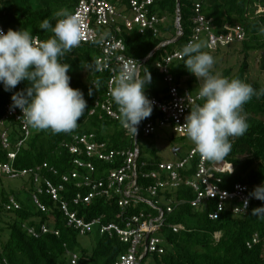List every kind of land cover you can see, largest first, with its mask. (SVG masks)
Segmentation results:
<instances>
[{
  "label": "trees",
  "instance_id": "trees-1",
  "mask_svg": "<svg viewBox=\"0 0 264 264\" xmlns=\"http://www.w3.org/2000/svg\"><path fill=\"white\" fill-rule=\"evenodd\" d=\"M81 1L0 0V24L6 31L21 28L28 30L35 38L43 41L50 38L53 33L41 30V22L48 19L54 25L58 18H63L56 17V13L61 10L73 13ZM110 2L123 14L130 10V0H110ZM197 3L203 5L202 12L211 21L215 34L229 35L238 27L244 29V40L240 43L235 42L241 45L239 52H235L242 57L241 64L236 72L232 67L222 69L221 75L228 78H240L250 83L256 90L264 88V83L253 79L251 73L253 71L252 57L260 53L261 73L264 74V35L261 34V29H264V14H258L257 11L259 7H264V0H181L180 9L178 0H158L152 6L151 13L164 20L157 26L160 35L155 36L152 31L143 35L138 30H127L122 21L118 23V27L122 29L119 37L124 41L128 58L142 64L159 49L150 61L143 64L139 74L141 78L147 72L151 74L152 80L146 88V95L152 101L154 99L160 102L169 100L170 87L165 82V75L157 68V64L176 52L182 53L183 47L194 41L196 31L194 11ZM178 13H180L183 37H179ZM114 30L115 26L109 31ZM204 38L207 43V36L205 35ZM202 41L203 37L198 42ZM168 42L172 43L163 47V44ZM231 45L213 50L207 43V50L216 59L230 55L223 50ZM102 56L103 52L99 45L84 44L62 58L70 65L68 74L71 77V87L80 89L84 93L87 101L85 114L78 120V126L69 133L56 134L51 130H36L30 127V137L19 151L17 144L24 140V136L16 122L12 120L6 127L1 126L6 115V106L12 104L13 92L27 87V82H21L13 92L4 91L3 85L0 84V164H12L13 168L19 171L38 172L41 178L40 184H37L35 177L31 176L17 179L26 181L23 190L30 192L27 199H21L20 191L13 190L3 191L0 196V264H72V255H77L79 264H116L118 258L128 253L129 245L122 243L116 236L101 234L99 227L84 236L90 237L94 233L97 236L93 251L83 249L80 239L84 237L78 230L68 226L67 219L60 211L59 203L55 204L45 190L44 180L51 181L55 186L64 184L63 178L71 176L78 170L75 165L76 159H85L73 156L64 147L72 142L73 136L94 135L97 143L108 145L109 151L124 152L133 150L135 147L134 140L127 136V131L124 130L121 122L109 119L101 107L95 106L98 101L106 100L112 76L110 72L101 73L98 70V60ZM185 60L186 57L183 60L174 61L170 68V74L175 78L174 84L181 93L189 91L183 88L190 89L197 82L195 76L184 67ZM220 63H215L216 69L220 68ZM97 81L99 85L96 84ZM90 90L91 95H89ZM192 94L198 95V93ZM202 103L201 99L196 104ZM242 114L249 125L247 132L243 136L230 138L232 145L230 153L222 160H210L209 164L221 161L233 165V173L217 175L222 179L220 187L223 191L233 193L236 186L242 185L250 194L256 186L264 184V96L259 98L254 96L243 106ZM161 117V112L154 107L152 115L143 121L145 123L161 119ZM6 130L9 133L12 150L18 151L17 159L13 162L8 158L9 150L4 149L2 144L1 137ZM154 135L144 133L139 135L138 146L142 154L139 161L141 174L151 175L159 171L158 165L166 163L160 157L159 149L152 150V159L143 157L140 139L142 136L154 138ZM181 157L177 154L175 161ZM199 161L200 158H197L189 164L190 167L188 166L180 173L181 177L185 180L192 178ZM94 163L96 167L108 171L121 166L123 159H116L106 166L99 161ZM143 164L146 166L142 167ZM3 178L11 179L1 174L0 179ZM140 182L143 187L155 183L153 179ZM64 186L65 191L61 193L62 200L64 199L70 205L71 211H77L79 218H85L87 222L103 218V225L108 226L117 222V216L123 212L116 200L107 202L97 199L90 207L75 206L71 202L72 197L77 193H84L85 190L78 189L75 181L66 183ZM39 189L44 190L42 195ZM195 195L191 188L184 185L175 193L160 195L166 200H171L174 209L172 214L167 213L160 233L165 241L166 252L164 255H149L141 264H145L150 256H153V264H264V216L252 215L253 209L264 206V201L256 202L252 199L250 207L241 214H235L232 210L238 204L237 202L226 201L224 202L225 211L219 213L217 220H212L210 216L217 214L220 199H212L204 202L201 208H195L192 205V201L197 198ZM35 196H38L49 209L48 213L44 214L38 210L34 204ZM12 199L21 204L20 210L7 209ZM183 201L185 203L181 204ZM142 210L148 212L149 207L142 205L139 209L131 208L130 214L135 215ZM152 213L157 216L154 211ZM42 225H47L53 232L42 235L38 239L29 234V228H35L40 232ZM175 227L180 229L178 233L174 232ZM55 231L59 235H56Z\"/></svg>",
  "mask_w": 264,
  "mask_h": 264
},
{
  "label": "built area",
  "instance_id": "built-area-1",
  "mask_svg": "<svg viewBox=\"0 0 264 264\" xmlns=\"http://www.w3.org/2000/svg\"><path fill=\"white\" fill-rule=\"evenodd\" d=\"M158 0H130V10L126 14L119 11L110 0H82L73 12L81 18L84 34L80 45L97 44L103 52V56L98 60V70L101 73L110 72L111 79L106 100L97 102V107H101L107 114L109 119L120 122L121 115L119 107L116 105L110 95V89L114 86L116 78L122 71H134L140 77L142 64L137 60L126 56V46L123 39L119 37L122 29L118 27L119 21L126 26L129 31L138 30L141 34H146L148 31L154 32L155 36L160 35L157 28L164 20L157 15L151 13L152 6ZM203 5L197 3L195 6L196 31L194 41L198 42L205 35L208 38L209 48L217 50L219 47H226L235 42H242L245 38V32L242 27H238L234 33L229 35H217L214 33L211 21L203 14ZM258 14H264V7H259ZM178 18L179 37H183V32L180 26V13ZM114 31H109L114 28ZM0 29L7 31L0 24ZM103 36V44H98L96 41ZM41 41L39 38H36ZM172 42L164 43L163 47ZM79 45V46H80ZM181 52H176L168 56L164 61L157 64V68L165 75V82L170 87V98L167 102H160L154 99V107L158 109L162 117L152 121H142L138 126V131L135 134L127 131V136L131 137L135 142L133 150L129 151H109V147L105 143H97L96 137L93 135H76L73 140L67 143L64 147L76 157H84L85 159H76L75 165L78 170L72 173L71 176H65L63 183H71L75 181L78 189H84L85 192L77 193L72 197L71 202L75 206L85 205L90 207L97 199L108 201L116 200L120 208L123 209L117 216V222L103 225V218L95 219L92 222H87L85 218H79L77 211H71L70 205L62 200L61 193L65 191L64 184L55 186L51 181L44 180L47 195L60 205V211L63 212L67 219L68 226L79 231L82 237L92 233L96 227L100 228L101 234H109L116 236L122 243L130 246L128 253L122 255L116 264H141L149 255H164L166 252L165 241L160 233L163 229L165 217L172 214L173 202L166 200L161 194H172L177 192L183 185L191 188L195 192L196 200L192 201L195 208H201L204 202L219 198L220 204L217 214H212L210 218L217 220L220 212H224V202L232 201L238 204L233 207L235 214L245 213L250 207V201L253 199L256 202L260 200L251 197L248 189L242 185L235 188V192L223 191L220 187L222 179L218 174L233 173L234 167L229 163L216 162L209 164L210 160L201 157L195 147H191L187 154H182L180 149L179 155L182 156L175 162L162 163L159 166V171L151 175L141 174L139 171V161L141 158V150L138 146V139L141 133L146 135H154L162 131H169L172 135L181 138H187L183 125L186 122V116L190 114L191 108L198 103L201 98L199 95H193L190 91L184 93L175 86V78L170 74V68L174 61L183 60ZM6 115L2 124V128L11 124L14 120L18 125L24 140L17 144L18 151L23 147L28 137H30V126L22 119L20 109L12 110L6 106ZM3 148L9 150L8 158L11 162L15 161L18 156V151L12 150L9 133L6 130L1 137ZM177 150V149H176ZM123 159L121 166L114 170L104 171L96 167L94 161H99L102 165L112 163L116 159ZM200 158L196 165V171L192 178L187 180L181 177L180 173L186 170L189 164ZM146 165L143 164L142 167ZM45 167H47L45 165ZM190 167V166H189ZM38 172L32 170L19 171L13 168L12 164H0V175H7L9 178L17 180L27 178L28 176L35 177V182L40 184L41 178ZM141 178V179H140ZM153 179L155 183L150 186H142L141 180ZM42 195L44 190L39 189ZM146 194V196H145ZM160 196V197H159ZM34 204L41 213H48L49 209L43 202L35 196ZM248 200L247 208L244 202ZM171 203V204H170ZM185 201L181 202V204ZM142 205L149 207L148 212L140 211L138 214L131 215V208L139 209ZM21 204L15 199H12L7 205L9 211L20 210ZM154 211L157 216H154ZM179 228L175 227L174 232L178 233ZM29 234L36 239L42 235L51 233V229L47 225H42L40 232L35 228H29ZM59 235L58 232H54ZM160 235V236H158ZM72 264H79L77 255H72ZM7 264V263H5Z\"/></svg>",
  "mask_w": 264,
  "mask_h": 264
},
{
  "label": "clouds",
  "instance_id": "clouds-1",
  "mask_svg": "<svg viewBox=\"0 0 264 264\" xmlns=\"http://www.w3.org/2000/svg\"><path fill=\"white\" fill-rule=\"evenodd\" d=\"M55 15L63 18H58L54 25L48 19L40 24L41 30L53 33L43 41L22 28L6 33L0 29V84L4 91L13 92L21 82H27V87L13 92L10 108L20 109L22 119L33 129L59 134L78 126L87 101L80 89L71 87L70 65L62 59L81 44V18L68 10ZM261 34L264 35V29ZM96 43L103 44V36ZM203 48L201 42L192 41L182 49V56L186 57L184 67L199 81L198 95L203 100L191 108L183 128L201 157L218 161L230 153V138L247 132L249 125L242 114L243 106L254 96H264V88L256 90L240 78L214 73L215 59ZM151 80L150 72L141 78L134 71H122L110 89L119 107L121 125L135 136L140 123L154 110V101L146 95ZM249 195L264 201V184L256 186ZM247 205L245 200L243 206ZM252 215L264 216V206L253 209Z\"/></svg>",
  "mask_w": 264,
  "mask_h": 264
},
{
  "label": "rangeland",
  "instance_id": "rangeland-1",
  "mask_svg": "<svg viewBox=\"0 0 264 264\" xmlns=\"http://www.w3.org/2000/svg\"><path fill=\"white\" fill-rule=\"evenodd\" d=\"M204 45V51H207V43L206 39L203 37V41L201 42ZM241 49V45L239 43L232 44L229 48H226L223 50L224 53L229 52L230 55H224L219 58L215 59L216 62H221V66L219 69H216L215 64L213 67V71L216 73L223 72L222 69H226L229 67L234 68L235 72L239 68L242 57L239 53H235L236 51L239 52ZM232 55V56H231ZM261 54L257 53L254 54L252 57V77L255 80H259L260 82L264 83V74L261 73V64H260ZM218 71V72H217ZM196 78V77H195ZM197 79V78H196ZM185 90H189L192 93H198L199 91V81L193 85L192 88H183ZM183 90V91H185ZM154 138L144 137L142 136L140 139V146L143 151V157L146 159H152V150L159 149V155L164 160V162H174L175 161V155L174 150L176 149H182V154H187L188 150L191 147H194L195 145L187 138L183 139L179 136L172 135L169 131H162L158 134L154 135ZM173 137V138H172ZM173 139V140H172ZM26 181L23 180H11L7 178L0 179V196L3 191H9L12 190L15 192L20 191L21 199H27V197L30 196V192H26L23 190L25 186ZM160 236V235H158ZM8 238V236H6ZM81 247L85 250H88L89 252L93 251V248L95 247V244L97 242V236L92 234L90 237H84L80 239ZM145 264H153V256H150Z\"/></svg>",
  "mask_w": 264,
  "mask_h": 264
},
{
  "label": "water",
  "instance_id": "water-1",
  "mask_svg": "<svg viewBox=\"0 0 264 264\" xmlns=\"http://www.w3.org/2000/svg\"><path fill=\"white\" fill-rule=\"evenodd\" d=\"M180 7H181V0H178V8L180 9ZM158 50L159 49H157L148 59H147V62L148 61H150V59L152 58V56L154 55V54H156L157 52H158ZM180 153V150L179 149H177V150H174V155L175 156H177V154H179Z\"/></svg>",
  "mask_w": 264,
  "mask_h": 264
}]
</instances>
